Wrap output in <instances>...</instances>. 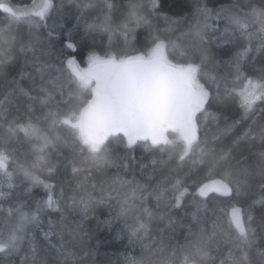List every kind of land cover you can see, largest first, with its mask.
I'll use <instances>...</instances> for the list:
<instances>
[{"label":"snow or ice","instance_id":"snow-or-ice-1","mask_svg":"<svg viewBox=\"0 0 264 264\" xmlns=\"http://www.w3.org/2000/svg\"><path fill=\"white\" fill-rule=\"evenodd\" d=\"M158 7L157 0L148 9L143 0H29L13 10L0 2L8 14L0 27V67L18 51L39 77L37 83L22 70L29 87L13 78L0 94V175L6 178L0 179V264H16V257L19 264H83L89 253L78 257L77 242L99 205L118 208L105 222L122 219L130 243L140 241L141 254L126 255L124 264H253V251L264 264L254 217L233 202L258 187L264 203V68L242 69L254 53H264V0L216 7L194 0L188 14L165 17L166 29H152L136 54L112 49L116 36L125 47L139 42L138 29L151 25ZM73 14L77 24L67 32L57 33L62 23H49ZM96 31L108 37L103 55L91 44L81 54L77 34ZM54 34L62 36L59 67L44 59ZM210 41L244 42L227 62L230 72L210 66L220 63L208 54ZM20 97L28 101L23 112ZM230 101L240 115L221 126V112L212 109ZM22 141L28 148L21 160ZM138 143L151 157L139 178L129 179ZM69 172L67 190L61 185L56 194V178ZM16 176L28 182L27 195L33 188L44 195L32 205L13 199L3 189H13ZM189 195L193 208L177 238L173 213L187 207ZM218 200L225 202L223 216L209 208ZM258 227L264 237V215Z\"/></svg>","mask_w":264,"mask_h":264},{"label":"trees","instance_id":"trees-1","mask_svg":"<svg viewBox=\"0 0 264 264\" xmlns=\"http://www.w3.org/2000/svg\"><path fill=\"white\" fill-rule=\"evenodd\" d=\"M13 3L18 5H24L29 2V0H11ZM63 2L65 5L69 4V0H56V4L59 5ZM194 0H157L159 7L156 9L155 13H153L150 17L151 25L149 27H141L138 29L139 42H132L129 46L125 47L123 45V41L119 36L113 38L112 49L114 51L119 52H128L129 54H136L134 50L141 49L147 46L144 41V37L149 34V32L154 28L166 29L168 27L165 17L168 18H180L185 16L191 11V5ZM202 3H207L209 7H216L221 4L232 3L233 0H200ZM239 2L243 5L249 2H259V0H239ZM143 3L146 9L151 8V0H143ZM8 14L3 13L0 10V27L6 26L8 23ZM62 23L64 25L63 29L57 27V33L67 32L70 28L77 24V20L75 15H65L63 19L56 17L54 20H50L49 23ZM81 29L83 28V22H81ZM15 27V25H13ZM21 29L24 28V25H20ZM179 30H183L185 27L184 24H179ZM161 35L165 37L178 35L177 32L169 33L167 31H162ZM61 39L62 36L58 34H54L52 37V45L50 54L46 55L44 59L56 66L59 67L60 59H61ZM77 39L80 44V53L82 54L85 48L91 44L94 45L95 50L98 54L103 55L106 45L108 44L107 34L103 32L96 31L89 36L82 37L79 33L77 34ZM243 41H236L233 43H219L217 41H210L207 50L209 56L213 61H218L220 63L210 65L212 67H216L218 71H222L224 73L230 72V65L227 63L230 61L237 51H239ZM256 46V41H253V48ZM169 54H171V49H169ZM14 57V59L5 66L0 67V94L8 90L9 81L13 78L19 81L20 86L29 87L31 81L28 76L25 75L23 79H20V73L23 70L26 74H32L37 76V83L39 80L38 74L35 72V69L29 66H23V57L20 55L18 51H13L10 53ZM255 59L253 60L251 57L248 62H246L242 69L245 73L252 74L258 71L261 68H264V53L255 54ZM0 59H4L2 55H0ZM67 73H65V76ZM35 94V93H34ZM28 103L25 97H20V107L23 112L24 104ZM219 110L222 114L221 118V126L225 120L230 122L232 119L238 118L240 115L239 109L236 107L234 101H230L228 106H221L219 109H212V111ZM14 111V110H13ZM213 131L215 130V125H211ZM5 139V133L2 128H0V144L3 143ZM22 140V134H21ZM20 148V151L16 153L19 159H24V153L27 151L28 145L27 143H22L17 145ZM259 148L254 147L252 149L253 152L258 151ZM122 154H124V150L120 149ZM132 155L135 157V161H129L131 164V168L129 170V176L127 178H131V174L135 173L139 178L140 176V165L148 164L151 153L146 152L144 150L143 144L138 143L134 149L131 150ZM11 170V168L9 169ZM71 174L67 176L57 177L56 182V194H59L60 187L63 185L67 190V181L71 180ZM27 181L23 180V177L16 176L14 178L15 187L11 189L13 199L19 197L20 199L27 200L30 205L34 204L36 199H39L44 195L43 189L33 188L32 194L29 196L25 193V188L27 187ZM261 196L260 189L256 187L252 192L248 193L246 196L240 198L239 200H234V203H238L246 212L251 211L254 221L253 226L258 228V245L259 247L264 248V237H261L259 234V223L260 218L264 215V203L259 202V198ZM193 197L189 195L186 198L187 207L182 208L173 213V215L177 218L176 223V237L180 238L183 232V228L181 227L182 223H187L189 217L187 213L190 212L193 208L192 204ZM253 201H257L253 203ZM4 206L7 207L11 201H4ZM209 208L215 210L218 216H223V209H225V202L223 200L218 201H210ZM118 212V208L110 209L106 205L96 206L92 212L87 216V218L83 221L82 224V232L83 239L81 242H77L76 251L79 256H83L84 252H88L89 255L85 257L83 260V264H124V258L126 255L141 254L140 241L136 237L131 238L130 243V235L126 228L123 226L122 219H112L111 224L106 223L105 221L109 220L110 214L112 217H115ZM211 215V211L209 212ZM183 218V220L181 219ZM44 224L46 226L47 220H44ZM4 227V216L0 213V228ZM39 233V230H37ZM5 259L3 254H0V260ZM16 264H19V258L16 257ZM253 264H257V258L255 256V251H253Z\"/></svg>","mask_w":264,"mask_h":264},{"label":"water","instance_id":"water-1","mask_svg":"<svg viewBox=\"0 0 264 264\" xmlns=\"http://www.w3.org/2000/svg\"><path fill=\"white\" fill-rule=\"evenodd\" d=\"M0 2H3L5 4H7L9 7H12L13 10H16L18 7H21L23 5H18V4H15L13 3L11 0H0ZM25 5V4H24Z\"/></svg>","mask_w":264,"mask_h":264},{"label":"rangeland","instance_id":"rangeland-1","mask_svg":"<svg viewBox=\"0 0 264 264\" xmlns=\"http://www.w3.org/2000/svg\"><path fill=\"white\" fill-rule=\"evenodd\" d=\"M0 179H6V178H4V177H2V175H0ZM5 192H8V191H10L8 188H7V186L5 185V187H4V189H3Z\"/></svg>","mask_w":264,"mask_h":264}]
</instances>
